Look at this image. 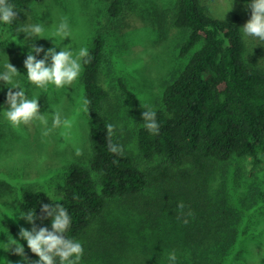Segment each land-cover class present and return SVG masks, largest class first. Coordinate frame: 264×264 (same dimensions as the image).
Returning a JSON list of instances; mask_svg holds the SVG:
<instances>
[{
    "label": "trees",
    "instance_id": "1",
    "mask_svg": "<svg viewBox=\"0 0 264 264\" xmlns=\"http://www.w3.org/2000/svg\"><path fill=\"white\" fill-rule=\"evenodd\" d=\"M42 1L8 0L18 16L12 23L0 21V52L7 37L18 33L21 16ZM123 7L124 0H112L109 14L115 18ZM168 14L186 31L181 55L196 50L167 84L162 107L153 109L158 135L144 128L145 105L123 85L140 121L142 157H162L167 164L145 172L114 130L108 133L104 107L109 93L101 83L107 36L102 31L92 42L91 62L83 65L82 75L93 122L90 160L68 166L65 186L55 197L34 192L21 203L24 213L36 211L37 216L44 203H59L68 211L72 224L66 235L84 249L79 264H170V253L176 255L175 264L232 261L244 210L227 196V172L239 159H250L255 169L264 156V65L245 58L241 23L215 17L202 0H175ZM109 143L122 146L123 154L111 153ZM212 176L220 178L215 186ZM245 196L246 207L255 202L252 190ZM36 224L51 230V218ZM24 247L31 261L38 259Z\"/></svg>",
    "mask_w": 264,
    "mask_h": 264
},
{
    "label": "rangeland",
    "instance_id": "2",
    "mask_svg": "<svg viewBox=\"0 0 264 264\" xmlns=\"http://www.w3.org/2000/svg\"><path fill=\"white\" fill-rule=\"evenodd\" d=\"M111 1L35 2L32 9L21 16L19 29L40 24L45 38L25 39L27 34L18 31L7 37L5 48L0 52V70L10 60L19 70L13 83L18 84L29 99H39L41 114L48 119L47 126L36 121L21 125L19 129L13 128L4 115V110L9 107L6 100L11 86L0 81L3 99L0 103V264L22 262L19 256L14 257L4 249L14 238L27 244L19 237L21 226L32 228L26 219L19 218L24 213L21 203L25 197L34 192L55 197L65 186L68 166L74 162L88 164L92 154L93 122L88 110H82V100L86 98L83 68L70 87L57 90L49 84L48 90L44 91L28 81L24 66L33 43L45 50L57 47L56 44L60 47L71 45L75 55L81 47L89 50L95 36L103 31L107 36L108 58L101 68V83L109 93L104 113L114 126V133L133 153L141 169L152 172L167 164L162 157H142L138 145L140 121L134 100L124 86L144 105L152 109L162 107L167 84L184 69L196 49L181 55L186 31L174 25L168 14L175 0H124L122 13L115 18L109 14ZM202 3L215 17L234 19L242 26L251 17L247 0H202ZM64 21L69 25L71 37L61 43L55 33ZM245 41V58L253 64L264 65V41L256 37H245ZM43 56L44 53H40L37 59ZM57 110L62 120L72 121L71 127H52V115ZM45 131H48L47 135H44ZM227 176V196L234 207L244 210L241 233L230 264H264V156L255 169L250 159L235 160L229 164ZM219 180V176L211 177L213 186ZM249 190L256 197L255 202L246 207L243 197Z\"/></svg>",
    "mask_w": 264,
    "mask_h": 264
},
{
    "label": "clouds",
    "instance_id": "3",
    "mask_svg": "<svg viewBox=\"0 0 264 264\" xmlns=\"http://www.w3.org/2000/svg\"><path fill=\"white\" fill-rule=\"evenodd\" d=\"M248 7L251 9L250 19L242 26L245 37H256L264 41V0H249ZM18 12L14 10L8 0H0V21L12 23L17 19ZM19 32L26 33V38H45L43 27L40 24L22 27ZM55 35L60 38L61 43L65 38L71 37V30L66 21L61 22L56 28ZM57 47H60L56 44ZM57 47L45 50L42 46L32 44L24 66L27 69V79L30 83L44 91L48 90V85H54L57 90L70 87L78 79L82 72L84 64L91 62L89 50L81 47L73 54L71 45H64L57 51ZM40 53H44L42 59H37ZM49 60L51 63H49ZM19 70L8 60L3 64V70H0V81L10 85L7 92L6 103L9 106L4 110L6 119L13 128L19 129L21 125H30L38 121L40 124L47 126L48 119L43 113L41 114V105L38 98L29 99L25 91L13 83ZM12 89H18L13 91ZM90 101L86 98L82 100V110L87 111ZM142 113L143 126L151 134L158 135L160 126L157 122V112L147 105L144 106ZM71 127L72 121L61 118L60 112L54 111L52 115V127ZM113 125L108 124L109 135L113 130ZM48 131L44 132L47 135ZM109 151L114 154H123L122 146L109 143ZM79 155V150H77ZM93 179H96L93 174ZM102 186H98L97 192L100 194ZM182 211L184 204L178 205ZM191 215V213H189ZM19 218L26 219L32 224L31 230L21 226L19 237L27 242V247L34 253L38 259L31 261L25 253L24 244L14 238L8 242L4 249L24 258L28 264H79L83 256V246L80 242L69 239L66 235L71 227L72 221L68 211L59 203L42 204L41 215L37 216L36 211L21 213ZM51 218V230L47 227H39L36 224L37 219ZM184 223H188L187 219ZM170 264H175L176 255L170 253L168 256ZM22 264V262H21Z\"/></svg>",
    "mask_w": 264,
    "mask_h": 264
}]
</instances>
